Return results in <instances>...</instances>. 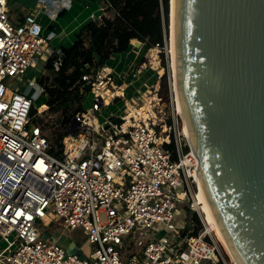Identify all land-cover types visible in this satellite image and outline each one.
<instances>
[{
	"label": "built area",
	"instance_id": "1",
	"mask_svg": "<svg viewBox=\"0 0 264 264\" xmlns=\"http://www.w3.org/2000/svg\"><path fill=\"white\" fill-rule=\"evenodd\" d=\"M43 5L19 18L0 0V264H236L207 228L183 234L174 223L199 168L174 84L169 114L153 101L148 117H103L117 99L128 101L126 76L117 79L106 63L83 73V108L64 122L47 104L36 106L47 89L41 75L19 87L8 82L53 54L54 70L62 65L43 31ZM59 123L65 134L54 141L48 131ZM52 224L83 230L94 245L90 258L60 246L47 233Z\"/></svg>",
	"mask_w": 264,
	"mask_h": 264
},
{
	"label": "water",
	"instance_id": "2",
	"mask_svg": "<svg viewBox=\"0 0 264 264\" xmlns=\"http://www.w3.org/2000/svg\"><path fill=\"white\" fill-rule=\"evenodd\" d=\"M175 29L198 179L237 263L264 264V0H176Z\"/></svg>",
	"mask_w": 264,
	"mask_h": 264
},
{
	"label": "trees",
	"instance_id": "3",
	"mask_svg": "<svg viewBox=\"0 0 264 264\" xmlns=\"http://www.w3.org/2000/svg\"><path fill=\"white\" fill-rule=\"evenodd\" d=\"M170 0H102L103 14L86 23L76 34L72 45L63 47L62 65L54 70L53 54L45 65L48 74L41 75L40 83L46 85L50 113L63 115L64 122L83 108L85 93L90 89L82 80L85 71L91 72L106 64L114 53H122L136 44L137 38L148 47L159 44L162 65L166 71L163 46L168 38ZM108 11L112 15H108ZM23 11H18L21 18ZM37 109L32 107L31 115ZM36 120V119H35ZM194 220H200L194 213ZM201 227V226H200ZM196 227V232L199 231Z\"/></svg>",
	"mask_w": 264,
	"mask_h": 264
},
{
	"label": "rangeland",
	"instance_id": "4",
	"mask_svg": "<svg viewBox=\"0 0 264 264\" xmlns=\"http://www.w3.org/2000/svg\"><path fill=\"white\" fill-rule=\"evenodd\" d=\"M20 6H16L14 9H12L13 16H17L18 11L20 10ZM108 15H112V12L108 11ZM41 20V18H40ZM169 38V36H168ZM167 38V39H168ZM50 44V41H49ZM135 46V45H134ZM133 46V47H134ZM148 50H146L144 60L146 61V66L143 68L142 72L136 73L138 69L142 66V63L138 65L135 68V71H133V74L131 77L132 80L131 82L128 81V87H127V100H134L136 102V105L138 106L139 104L145 105V103H148L150 106V103L152 104L153 101L159 104L160 107L164 109L166 113H170L172 110L171 104H170V98H171V90H170V85L172 86L174 84V72H172V65H171V59H170V52L167 50L165 51V61L166 65L168 66L167 69V76L166 78H163V74L165 73L166 69L162 65V57L160 56V47H148ZM152 49V50H151ZM58 50V49H55ZM171 50V49H170ZM156 55H155V53ZM153 53V54H152ZM50 71L45 69L44 63L40 64L38 67H29L26 73L23 76H19L16 79H13L11 77L8 78L9 83H14L15 86H20V85H27L29 81L31 80H36L37 76H40L44 73L48 74ZM148 72L147 75H150L148 77L150 79L149 84L143 83L140 84L141 78H144V75ZM162 73V74H160ZM142 74V75H141ZM143 76V77H142ZM118 79L119 76L117 75ZM142 88V90H140ZM34 89L31 90V92ZM156 94V98L153 99L152 101L149 99L153 97V95ZM37 95V93H36ZM47 101V96L45 94L39 95L36 100V106L39 107L42 105V103H46ZM151 101V102H149ZM124 100L117 99L115 102L110 104L103 112L102 115L103 117H109L111 114L114 116H117L118 114H122L123 112H126L127 108L124 107ZM130 102L134 103L133 101L130 100ZM145 102V103H144ZM122 104L121 105H119ZM40 104V105H39ZM134 104V106H136ZM118 106V107H117ZM136 108H139L137 107ZM36 107V108H37ZM122 107V108H121ZM120 108V110L118 109ZM181 115V113H180ZM182 116V115H181ZM43 118V116H40V118ZM183 121V120H182ZM63 123V122H62ZM64 125L61 123L55 124L53 129H50L48 134L50 136H53V140L57 141V139L62 138V136L65 134L64 133ZM198 188L195 189V192L193 196H191L185 203L182 205H179L178 209L179 211L176 212L175 218H174V223L176 224L177 228L182 231L184 229H193L196 227H200L199 231L204 230L206 228V222H205V217L203 213L198 210L195 207V195L198 193L197 191ZM194 213L197 214L199 220H200V225L197 224L194 220ZM187 217V219L185 218ZM56 228L59 231H61L60 237L56 239L57 243L67 249L69 253H74L77 254L80 258L82 259H88L90 258V255L94 249V245L89 241V239L86 236V233L81 230V229H63L62 227H59L58 224L48 226L47 227V233L51 232ZM51 229V230H50ZM212 235H214L212 233ZM215 237V235H214ZM216 238V237H215ZM220 243V242H219ZM220 245L223 247V245L220 243ZM231 258V256H229Z\"/></svg>",
	"mask_w": 264,
	"mask_h": 264
},
{
	"label": "crops",
	"instance_id": "5",
	"mask_svg": "<svg viewBox=\"0 0 264 264\" xmlns=\"http://www.w3.org/2000/svg\"><path fill=\"white\" fill-rule=\"evenodd\" d=\"M43 11L40 15L43 31L49 37L51 49L61 50L63 47L72 45L76 34L89 21L99 18L103 14L102 0H43ZM23 11L22 8H20ZM148 46L142 43L141 46L129 47L122 53H114L107 65L111 67L116 76L125 75L131 82L133 71L144 60ZM144 75L140 84L149 82L150 75ZM162 74V73H160ZM142 75V74H141ZM143 77V76H142ZM125 107V105H124ZM56 225V224H52ZM50 225V226H52ZM49 226V227H50ZM51 230V229H50ZM54 228L48 235L54 239L60 237L62 229ZM2 243L0 235V244Z\"/></svg>",
	"mask_w": 264,
	"mask_h": 264
},
{
	"label": "bare ground",
	"instance_id": "6",
	"mask_svg": "<svg viewBox=\"0 0 264 264\" xmlns=\"http://www.w3.org/2000/svg\"><path fill=\"white\" fill-rule=\"evenodd\" d=\"M175 4H176V0H171V14H170V25H169V28L171 30V33H170V54H171V60H172V63L171 65L173 66L172 67V72H174V87H175V93H176V96H177V99H178V105H177V109H178V112L181 113V117H182V120H183V124H184V133L190 138V141H191V144H192V147L193 149H197V145H196V141H195V137L193 135V133L191 134L189 132V126H190V121H189V118H188V115L185 111V109L183 108V101H182V98H181V95H180V92L181 91V85L179 84V82L176 80V72H177V64H176V54H175V49H176V29H175ZM152 50V49H151ZM155 53V52H154ZM153 54V53H152ZM156 55V53H155ZM157 56V55H156ZM107 67L109 69H112L111 67H109L107 65ZM113 70V69H112ZM114 72V71H113ZM116 78L118 79V77L116 76ZM119 79L120 76H119ZM156 98V95L154 94L153 97L149 98L151 101L153 99ZM149 101V102H151ZM40 105V104H39ZM119 105L122 106V104L119 103ZM125 105V108H127V111L130 110L131 114L133 115V113H140L141 116H150L151 114H153V109H152V104L150 103V106L148 105V103H145V105H143L141 108H136V106H134V103L130 102V100H128L127 102H124ZM41 109H44L46 108V104L42 103L41 106H39ZM118 107V106H117ZM122 108V107H121ZM120 110V108H118ZM149 111V112H148ZM121 116H125L126 118L132 116H128L126 112H123L122 114H119ZM138 115V114H137ZM129 119V118H128ZM192 138V139H191ZM200 178V177H199ZM197 191L198 193H196L195 195V207L200 210L204 217H205V222H206V228H207V231H210L211 233H213L216 237V239L223 245V248L226 250V252L231 256L232 260L236 263V258L232 252V250L230 249L226 239H225V236L220 228V225L213 213V210L208 202V199L204 193V189H203V186H202V182H201V178L198 179V176H197Z\"/></svg>",
	"mask_w": 264,
	"mask_h": 264
}]
</instances>
